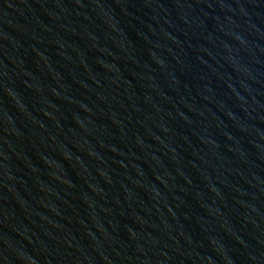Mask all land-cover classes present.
I'll return each mask as SVG.
<instances>
[{"label":"water","instance_id":"obj_1","mask_svg":"<svg viewBox=\"0 0 264 264\" xmlns=\"http://www.w3.org/2000/svg\"><path fill=\"white\" fill-rule=\"evenodd\" d=\"M264 57V0H230Z\"/></svg>","mask_w":264,"mask_h":264}]
</instances>
